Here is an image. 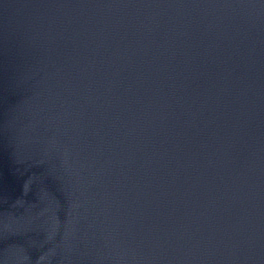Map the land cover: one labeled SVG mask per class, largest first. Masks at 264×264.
<instances>
[{
  "label": "water",
  "instance_id": "obj_1",
  "mask_svg": "<svg viewBox=\"0 0 264 264\" xmlns=\"http://www.w3.org/2000/svg\"><path fill=\"white\" fill-rule=\"evenodd\" d=\"M0 264H264V0H0Z\"/></svg>",
  "mask_w": 264,
  "mask_h": 264
}]
</instances>
